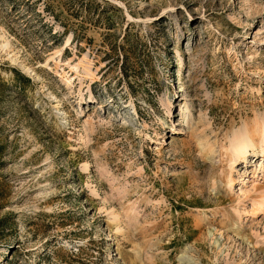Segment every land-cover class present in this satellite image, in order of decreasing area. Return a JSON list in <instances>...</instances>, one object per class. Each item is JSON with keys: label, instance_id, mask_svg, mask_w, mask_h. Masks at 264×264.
Returning a JSON list of instances; mask_svg holds the SVG:
<instances>
[{"label": "rangeland", "instance_id": "374dc122", "mask_svg": "<svg viewBox=\"0 0 264 264\" xmlns=\"http://www.w3.org/2000/svg\"><path fill=\"white\" fill-rule=\"evenodd\" d=\"M261 149L264 0H0V264H264Z\"/></svg>", "mask_w": 264, "mask_h": 264}, {"label": "bare ground", "instance_id": "6f19581e", "mask_svg": "<svg viewBox=\"0 0 264 264\" xmlns=\"http://www.w3.org/2000/svg\"><path fill=\"white\" fill-rule=\"evenodd\" d=\"M189 106V104H185V108H189L188 107ZM254 143V139H246V140H244V141H242L241 142V144H239L238 146H237V151H238V153H243L244 152V150L247 148V147H249L251 144H253ZM259 152H264V149H261V150H259Z\"/></svg>", "mask_w": 264, "mask_h": 264}]
</instances>
